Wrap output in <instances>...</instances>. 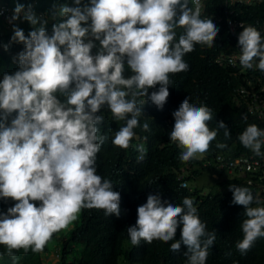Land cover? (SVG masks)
Instances as JSON below:
<instances>
[{"label": "clouds", "instance_id": "1", "mask_svg": "<svg viewBox=\"0 0 264 264\" xmlns=\"http://www.w3.org/2000/svg\"><path fill=\"white\" fill-rule=\"evenodd\" d=\"M0 5L13 13L9 24L0 23V28H12L10 43L24 46L13 57L18 69L0 79V198L15 202L6 213L0 212V245L9 257L15 259L21 250L43 252L82 210H102L106 217L121 215L120 193L113 190L110 179L97 174V155L106 139L100 134L101 110L106 108L114 121H124L114 132L112 145L122 150L132 147L137 127L150 131L149 124L141 125L139 120L146 99L162 110L170 95V75L189 70L185 55L196 45H214L219 29L211 18L216 22L224 18L236 39L233 49L220 53L215 63L235 69L232 75L239 84L231 101L244 120L254 118L257 125H247L237 137L250 155L214 152L201 164L200 173H218L221 178L211 185L230 190L232 203L244 208L237 251L246 255L264 238V107L261 114L250 111L251 99L244 93L264 88V24L258 30L245 27L227 9L222 17L202 18L201 0H72L71 6L60 3L58 7L54 0L49 18L37 16L31 5L25 9L17 3L14 10ZM18 20L31 25L27 36L16 25ZM50 20L55 21L51 34L47 30ZM178 30H182L179 35ZM126 69L132 73L127 78ZM157 85L158 90L149 94ZM140 97L145 99L138 103ZM189 100L185 97L173 112V129L171 119L166 120L167 136L180 149L182 163L207 153L219 129L224 130L225 140L231 138L223 121L217 122L216 129L209 128L214 118L210 108L197 107ZM226 147L223 142L216 144L217 149ZM136 150L137 159L142 160L146 149L137 145ZM229 161L239 162L229 167ZM195 166L187 172L182 164L177 180L181 187L205 194L204 189L190 186L200 174L186 180ZM234 173L247 177L249 187L215 185ZM134 205L136 212L124 215L132 246L141 241L149 245L174 241L169 251L179 252L182 244L186 246V264H206L216 233L207 231L192 198L173 206L159 194H150ZM178 227L180 240L175 241ZM53 254L57 259L59 251Z\"/></svg>", "mask_w": 264, "mask_h": 264}, {"label": "trees", "instance_id": "2", "mask_svg": "<svg viewBox=\"0 0 264 264\" xmlns=\"http://www.w3.org/2000/svg\"><path fill=\"white\" fill-rule=\"evenodd\" d=\"M201 1L202 18L203 15L222 17L224 10L227 9L231 12L230 17L243 21L245 27L251 25L258 30L264 24V0L251 4L230 3L226 2L227 0ZM53 2L54 0H0V3L7 4L13 10L17 3L23 4L25 9L31 5L37 16L39 13L46 14L45 18H49L47 13ZM55 2L57 7L60 3H68L70 6L72 4V0ZM211 19L219 29L214 45L211 48L196 45L194 51L185 55L189 70L170 75L172 82L168 89L170 95L162 110L157 109L146 99L139 120L141 125L147 122L150 131L145 132L137 127L134 130L136 136L131 142L132 147L122 150L112 145V136L124 125V121H114L106 108L101 110L104 120L99 125L100 134L106 139L97 155V174L110 179L114 184L113 190L120 193L121 215L106 217L102 210H82L78 219L68 229L55 234L41 253L34 254L29 251L25 254L21 250L15 253L13 259L6 254L4 246L0 245V264H119L121 259L126 264H186L187 258L184 254L187 247L183 244L179 252L175 253L169 251L170 244L174 241L167 244L153 241L150 245L141 241L139 246L131 245L127 234L130 225L124 215L135 213L134 204L146 201L150 194H159L162 201H167L173 206H180L185 197L193 199L199 218L207 225V231L215 230L216 233V240L209 249L206 264H264V238L258 239L251 250L243 256L235 247L236 242L242 239L240 224L245 217L243 206L232 203L230 190L203 194L201 190L196 189L192 192L181 187L176 177L182 164H185L187 172L188 168L196 165L191 175L188 174L186 177L190 182V179L193 180L200 174L201 164L214 152H228L232 156L251 154L240 144L237 137L247 125H257V121L251 117L244 120L231 101V94L239 84L238 77L232 75L235 69L215 63V58L220 53H229L233 49L236 39L231 35L224 18L220 22ZM54 22L50 20L47 25L49 34ZM15 23L23 29L25 36L32 30L26 21L18 20ZM180 31L182 30H178V35ZM12 35V28L10 30L0 28V79L4 73L11 74L18 69V62H13V57L21 52L24 46L22 43H10ZM4 45H8L7 49ZM92 51L95 54L96 49ZM131 74L130 70L126 69L124 76L127 78ZM158 88L159 85L150 88L149 94ZM187 96L191 104L197 107L205 105L211 109L214 118L208 122L210 129H216L217 122L223 121L231 133V138L225 140L224 130L219 129L216 140L211 143L207 153L188 163H182L179 160L180 149L170 141V135L167 136L166 120L171 119L173 129L175 123L173 112L178 110ZM144 99L138 98V103ZM221 142L227 144L225 149L216 148V144ZM137 145H143L146 149L142 160L137 159L139 153L136 150ZM246 179L244 175L234 173L215 185L249 187ZM14 203L11 199L5 201L0 198V212L6 213ZM35 203L39 206V202ZM252 206H256L255 202ZM174 240H180L179 227ZM55 251H59L57 259L49 255Z\"/></svg>", "mask_w": 264, "mask_h": 264}, {"label": "built area", "instance_id": "3", "mask_svg": "<svg viewBox=\"0 0 264 264\" xmlns=\"http://www.w3.org/2000/svg\"><path fill=\"white\" fill-rule=\"evenodd\" d=\"M241 2H248L250 0H238ZM13 15L12 11L5 6V5H0V23L4 24H9V19ZM244 93L246 96H248L251 99V103H249V110H257L259 114L262 113V109L264 107V88L260 87L258 90L252 89V91H245ZM239 161H243L244 163L247 162V158H239ZM239 161H229L227 164L229 167L235 166L236 163ZM247 168H249V165H246Z\"/></svg>", "mask_w": 264, "mask_h": 264}, {"label": "rangeland", "instance_id": "4", "mask_svg": "<svg viewBox=\"0 0 264 264\" xmlns=\"http://www.w3.org/2000/svg\"><path fill=\"white\" fill-rule=\"evenodd\" d=\"M212 173L213 172L207 170L201 172L196 179L190 182L191 188L193 189L202 188L204 189L205 192H210V191L214 193L219 192V189L211 184H213L217 180V178H221V177H219V174L216 172H214V176L212 175ZM51 254L54 255L53 252ZM51 259H53V257ZM119 264H126V263L124 262L123 259H121L119 261Z\"/></svg>", "mask_w": 264, "mask_h": 264}]
</instances>
